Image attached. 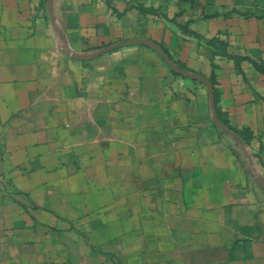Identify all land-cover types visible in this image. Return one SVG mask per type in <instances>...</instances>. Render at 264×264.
Masks as SVG:
<instances>
[{
	"label": "crops",
	"instance_id": "0c3cea01",
	"mask_svg": "<svg viewBox=\"0 0 264 264\" xmlns=\"http://www.w3.org/2000/svg\"><path fill=\"white\" fill-rule=\"evenodd\" d=\"M0 264H264V0H0Z\"/></svg>",
	"mask_w": 264,
	"mask_h": 264
},
{
	"label": "water",
	"instance_id": "95a60500",
	"mask_svg": "<svg viewBox=\"0 0 264 264\" xmlns=\"http://www.w3.org/2000/svg\"><path fill=\"white\" fill-rule=\"evenodd\" d=\"M170 65H172L173 66V64L172 63H170ZM255 180H257V181H260V177L257 175V176H255Z\"/></svg>",
	"mask_w": 264,
	"mask_h": 264
},
{
	"label": "built area",
	"instance_id": "2783aa9c",
	"mask_svg": "<svg viewBox=\"0 0 264 264\" xmlns=\"http://www.w3.org/2000/svg\"><path fill=\"white\" fill-rule=\"evenodd\" d=\"M250 167H251V170H252L253 172H255V169H254V166L252 165V163H250Z\"/></svg>",
	"mask_w": 264,
	"mask_h": 264
}]
</instances>
